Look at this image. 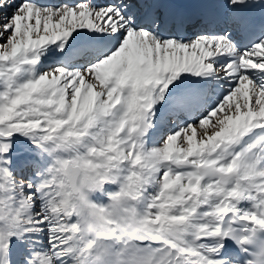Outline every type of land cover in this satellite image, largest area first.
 I'll use <instances>...</instances> for the list:
<instances>
[{"label": "snow or ice", "instance_id": "6c2138e0", "mask_svg": "<svg viewBox=\"0 0 264 264\" xmlns=\"http://www.w3.org/2000/svg\"><path fill=\"white\" fill-rule=\"evenodd\" d=\"M0 264H264V0H0Z\"/></svg>", "mask_w": 264, "mask_h": 264}, {"label": "bare ground", "instance_id": "6f19581e", "mask_svg": "<svg viewBox=\"0 0 264 264\" xmlns=\"http://www.w3.org/2000/svg\"><path fill=\"white\" fill-rule=\"evenodd\" d=\"M58 1H59V3L65 2V0H58Z\"/></svg>", "mask_w": 264, "mask_h": 264}]
</instances>
